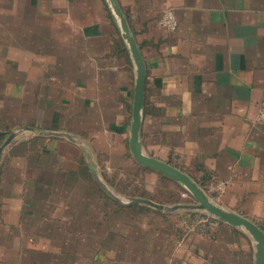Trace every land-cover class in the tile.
<instances>
[{"label":"crops","instance_id":"obj_1","mask_svg":"<svg viewBox=\"0 0 264 264\" xmlns=\"http://www.w3.org/2000/svg\"><path fill=\"white\" fill-rule=\"evenodd\" d=\"M116 1L146 70L144 151L264 233V124L255 121L264 0ZM167 10L174 31L159 24ZM134 79L105 0H0L1 139L14 128L67 132L99 176L130 165L189 203L131 157ZM103 193L73 142L35 136L14 146L0 159V264H253V243L238 229L168 218L183 212L138 214L165 221L152 235Z\"/></svg>","mask_w":264,"mask_h":264},{"label":"water","instance_id":"obj_2","mask_svg":"<svg viewBox=\"0 0 264 264\" xmlns=\"http://www.w3.org/2000/svg\"><path fill=\"white\" fill-rule=\"evenodd\" d=\"M108 9L115 21L122 40L124 41L130 58L135 68L133 85L131 119L129 125L128 148L132 159L138 165L153 170L170 179L181 187L191 198L189 203L161 204L152 200L125 196L106 183L96 172L90 162V158L81 142L73 135L62 131H49L36 127H26L16 131L5 133L0 144V159L14 146L31 137L41 136L47 138H60L76 144L83 152L89 172L98 187L112 200L121 206H140L151 210L174 214L178 212H192L206 215L213 220L238 229L248 236L254 247L253 264H264V233L253 222L244 216L226 210L211 200L203 189L188 175L177 170L175 167L161 162L146 154L143 149L140 132L144 109V88L146 70L140 50L128 28L126 18L119 8L116 0H105Z\"/></svg>","mask_w":264,"mask_h":264},{"label":"rangeland","instance_id":"obj_3","mask_svg":"<svg viewBox=\"0 0 264 264\" xmlns=\"http://www.w3.org/2000/svg\"><path fill=\"white\" fill-rule=\"evenodd\" d=\"M14 129H15L14 131H16L22 128H14ZM101 165H100V169H101L100 171H103L105 169L103 168L105 165L104 166L103 165L101 166ZM100 176L105 182L106 180H109L115 186L121 187L126 193L134 192L137 195L144 194L145 196L152 197L156 201H164L167 199H172L173 196H175L174 190L167 183L163 181H159L158 177L155 174L153 173L149 174L147 171L146 172L144 170L140 171V169L139 170L133 169L130 165L125 166L122 171L110 172V173L106 172V173L100 174ZM181 199L184 200L185 198H181ZM135 212H136V215L134 216V218H135L136 227L146 228L150 226L153 229L151 230L152 235L155 233V231L159 230L161 227L166 229L165 227L166 225L164 223L165 221L159 218H154L152 220V223L150 224L149 220H146L145 217H142V215H138V214H148L149 211L142 210V211H135ZM179 216L172 215L171 217H168V218H171V219L176 218L178 220L176 222L185 224L187 227H189L188 222L186 221L188 219L191 222H201V220H205L199 216H196L194 218L187 216L186 212H183L181 217ZM167 222L169 223V219H167ZM182 228L185 229L184 225ZM168 233L169 234L171 233V230L169 231V228H168Z\"/></svg>","mask_w":264,"mask_h":264},{"label":"trees","instance_id":"obj_4","mask_svg":"<svg viewBox=\"0 0 264 264\" xmlns=\"http://www.w3.org/2000/svg\"><path fill=\"white\" fill-rule=\"evenodd\" d=\"M2 138V136H0V140H2L1 139ZM142 169H145V168H143L142 167ZM162 179H163V177L162 176H160ZM108 183H110L112 186H114L115 187V189L119 192V193H121V194H127L128 196L130 195V196H134V197H142V198H149V199H153L152 197H149V196H145L144 194H135L134 192H132V193H126L121 187H117V186H115L112 182H110V181H107ZM104 195H106L105 193H103ZM186 194V193H185ZM187 195V194H186ZM154 200V199H153ZM166 201V203H178L180 200L177 198H172V199H167V200H165ZM118 206V208L120 209V210H124V209H126V207H123V206H121V205H117ZM129 209H133V210H135V211H142V210H147V211H149V212H154V213H160V212H157V211H153V210H149V209H147V208H144V207H140V206H130L129 207ZM188 215H190V216H192V217H194V216H199V217H202L203 219H209V220H212V221H214L213 219H211V218H209V217H207V216H205V215H203V214H199V213H192V212H186Z\"/></svg>","mask_w":264,"mask_h":264},{"label":"built area","instance_id":"obj_5","mask_svg":"<svg viewBox=\"0 0 264 264\" xmlns=\"http://www.w3.org/2000/svg\"><path fill=\"white\" fill-rule=\"evenodd\" d=\"M159 24L168 31H174L176 29L177 22L173 12L170 10L165 11L159 21ZM255 121L257 124H264V102H262L259 106Z\"/></svg>","mask_w":264,"mask_h":264}]
</instances>
